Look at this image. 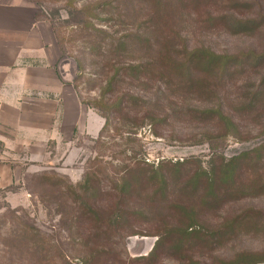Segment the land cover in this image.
<instances>
[{
  "label": "rangeland",
  "instance_id": "rangeland-1",
  "mask_svg": "<svg viewBox=\"0 0 264 264\" xmlns=\"http://www.w3.org/2000/svg\"><path fill=\"white\" fill-rule=\"evenodd\" d=\"M243 1L251 8L234 16L259 21L255 33L209 29L188 11L179 18L187 48L264 55V0ZM140 6L145 0H0V264H83L92 249L104 252L94 264H146L134 260L153 249L163 219L172 215L164 203L182 183L171 180L172 164L193 159L209 170L264 145V108L260 118L241 119L231 107L264 79V64L216 83L217 98H201L158 74L130 73L125 68L153 62L162 51L160 44L151 51L142 40H127L143 33ZM206 9L223 14L228 7L218 0ZM131 98L174 113L168 111L167 125L151 127L149 107ZM217 104L233 116L236 131L209 137L208 127L179 110ZM142 170H159L170 197L153 198L138 181ZM134 171L128 194L122 188ZM144 206L140 215L128 213ZM247 209L262 212L259 224L213 252L196 253L200 264L244 250L264 254V195L230 202L206 218L220 224ZM158 264L179 262L170 253L161 254Z\"/></svg>",
  "mask_w": 264,
  "mask_h": 264
},
{
  "label": "trees",
  "instance_id": "trees-1",
  "mask_svg": "<svg viewBox=\"0 0 264 264\" xmlns=\"http://www.w3.org/2000/svg\"><path fill=\"white\" fill-rule=\"evenodd\" d=\"M143 1V0H142ZM218 0H145L146 7L140 6L139 10L145 8V26L143 33H135L127 36L130 41L133 38L142 40L147 49L153 50L155 44L162 46V51L153 62L143 65L129 66L125 70L130 73L158 74L175 85L198 94L201 98L218 97L216 83L231 80L235 76L259 68L264 64V55H256L254 52L239 53L234 55H217L205 48H187L186 40L180 36L179 18L188 11L197 13L202 18L200 24L209 29H222L230 35H247L255 33L259 28L256 19H237L236 11L251 8L250 3L243 0H223L227 3L228 10L223 14L209 13L207 6ZM175 40L181 43L177 50ZM119 47L126 44L119 41ZM154 51V50H153ZM173 83V82H172ZM169 97H175L172 94ZM135 103L148 106L146 118L151 127L154 125H167V109H160L157 104L151 105L137 98H131ZM233 111L242 117L260 118L261 110L264 108V79L255 89L242 98H235L231 105ZM179 110L210 129L209 137L225 136L236 131L238 124L233 116L225 113L220 104L217 106L196 109L179 108ZM236 115V114H235ZM158 136L156 132H153ZM206 135V134H205ZM264 160V145L240 154L228 161L222 159L218 165L203 169L200 162L186 160L172 164L169 175L171 180H182L181 185L175 186L172 200L168 203L170 208L166 210L172 215L163 219V225L155 235L158 237L153 249L146 257L134 260V262H145L146 264H158L161 254L174 255L179 264H200L194 258L196 253L205 251L213 252L217 246L237 239L242 232L255 228L259 223V210L247 209L244 213L226 217L220 224H210L207 221L209 212L218 213L230 202L245 197H257L264 195V177L260 174L261 165ZM185 168L188 171L183 176L181 173ZM143 174L138 180L145 182L146 189L151 191L152 197H161L162 200L170 197V186H168L163 174L156 171L142 170ZM138 171H134L130 181L123 186V191H128L133 186L131 180ZM151 185H154V190ZM83 186V185H79ZM141 189V186H137ZM133 191V187L128 194ZM143 191V190H142ZM163 202V201H162ZM87 211L100 217L90 206ZM146 210V206L138 211H129L132 216L140 215ZM165 211V210H164ZM116 218L120 217V205L115 206L113 212ZM100 221V220H99ZM117 220L109 222L111 226L117 224ZM104 223V222H101ZM36 237L40 239L37 230L32 229ZM87 243L89 239L86 240ZM104 252L92 249L87 256L88 261L82 259L83 264H94L102 258ZM97 260V261H96ZM96 261V262H95ZM133 262V261H132ZM217 264H264V254L253 251H240L233 258H216Z\"/></svg>",
  "mask_w": 264,
  "mask_h": 264
}]
</instances>
